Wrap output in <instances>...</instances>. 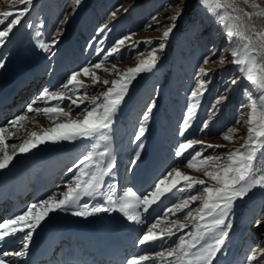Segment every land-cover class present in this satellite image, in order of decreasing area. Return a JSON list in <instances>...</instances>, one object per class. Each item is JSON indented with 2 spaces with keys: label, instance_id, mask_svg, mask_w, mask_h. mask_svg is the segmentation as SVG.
Segmentation results:
<instances>
[{
  "label": "rangeland",
  "instance_id": "obj_1",
  "mask_svg": "<svg viewBox=\"0 0 264 264\" xmlns=\"http://www.w3.org/2000/svg\"><path fill=\"white\" fill-rule=\"evenodd\" d=\"M231 7L224 10H215L213 7L201 6L199 0H81L77 6L75 0H32L27 5V12L21 17L20 23L15 25L5 41L0 45V90L7 84L17 83L28 79L33 85L36 72L39 73L37 88L21 95V102L15 110L0 124V127L8 128V125L16 117L25 115L27 106L44 92V90L58 91L73 73L81 72L89 68L99 78V83H93L91 77L83 74L78 77L86 86L80 89L83 97H87L80 103V107L71 105L68 98L76 99L73 90L65 91L63 104L51 102V106L64 107L72 113V119H82L77 114L89 106L93 98L102 100L100 93L111 87L103 81L119 79V74L129 68L137 66L138 62L146 58L150 50H156L158 61L151 71L143 72L136 76L119 105L112 120L111 130L107 132L110 137L107 144L98 140L76 139L71 141L65 151L56 158L58 176L55 184L43 195L39 196L33 186L37 177L46 172V158L28 159L27 153H18L15 162L22 161L26 166L25 184L29 187V198L20 213L12 210L9 196L17 190L18 183L13 180L12 185L7 181L3 192H5V214L0 217V224L17 215L22 214L33 204L55 196L62 198L67 186L79 174L80 159L89 151H102L106 147L110 156L107 160L114 163L111 172L103 177V193L109 191L108 185L114 186L118 195H123L129 188L137 195L143 196L153 190V186L173 168L195 179H203L206 184L213 182L202 173L186 167L188 152L182 157H176L175 152L179 144L189 140H199L202 144H196L189 152L200 151L203 157L221 156L226 157L231 150L240 148L244 143L239 137L245 136V121L248 119L247 102L248 92H254L249 83L243 79L238 71L237 65L233 64L230 55L231 50L243 43V41H230L226 37V31L231 26L234 30L251 38V48L255 50L258 57L264 60V44L254 33H264V17L258 16V11H264V0H223ZM259 5V9L255 5ZM177 7H173V6ZM25 5L19 0H0V13L12 10L13 16L18 14L19 9ZM182 9V11H181ZM113 13L115 15L113 16ZM231 14V19L219 22L220 14ZM248 13L252 19L245 15ZM178 15L175 21L166 19ZM13 17H7L11 20ZM175 23L170 36L165 41L163 50H159L162 42V33L167 30L166 26ZM107 25V29L101 33L99 29ZM237 25L240 27L237 28ZM5 27L0 24V30ZM125 40L117 53L108 55L109 51L117 45L120 39ZM53 38L57 41L53 45ZM150 42V43H149ZM40 43L49 45L45 51L39 47ZM107 56V59L105 57ZM224 56L225 62L220 63L219 57ZM205 58L210 62L204 65ZM101 63V69H96L95 64ZM208 72L205 77L200 69ZM104 69H108L107 72ZM207 80L203 95L194 101L191 93L198 87L199 80ZM235 79L236 84L231 81ZM220 100L217 103V100ZM79 103V101H78ZM195 104L192 117L189 119L188 107ZM154 105V106H153ZM38 106H44L40 103ZM152 107L149 120L143 121L147 109ZM30 118L22 122L25 130L15 131L9 129L5 134L8 144L19 145L23 140L29 139L30 133L35 131L42 133L41 129L51 128L49 119L43 115ZM53 120V119H52ZM58 120L66 122L61 117ZM185 120L189 126L184 134ZM145 123L146 131L139 140L135 136L139 132V126ZM207 123V129L203 124ZM236 129L235 138L225 141L223 136L228 134L229 129ZM11 136V138H8ZM219 145L220 147L209 148L207 145ZM94 145L96 147H94ZM12 154L13 149H8ZM140 158L136 159V153ZM2 156V153H0ZM258 157L264 162V151L258 153ZM107 162V161H106ZM9 164L8 171L14 168ZM226 163V161H225ZM215 166V165H210ZM222 166V165H221ZM9 167V168H8ZM0 171V172H1ZM2 176L4 172L1 173ZM13 175L12 178L15 177ZM11 179V176H9ZM171 179V178H170ZM199 185L192 192H175L168 194L153 205L148 213L138 209L141 213L142 223L130 222L118 210L111 212L94 213L87 215L85 220H76L67 223L65 234L75 229L89 230L99 236V240L109 244L112 240V231L120 233L123 240L131 239L132 247L127 248L120 264L141 255H154L155 252L168 247L176 240V236L157 241L154 245L138 243L142 235L152 223L161 220V227L171 220H180L181 223H189L184 220L185 212H179L167 218L164 213L169 207H174L181 199L189 195L197 194ZM98 196V197H97ZM90 211L94 206L105 205L103 194L88 198H81L78 206L68 211H59L66 215H73V211H83L84 205ZM201 201L191 203V208L196 209ZM56 211V212H57ZM187 211V209L185 210ZM35 212V210H34ZM52 213V212H51ZM53 214L48 219L56 217ZM195 214V213H194ZM87 221V222H85ZM259 221V225H257ZM226 223L227 236L224 239L221 252L217 253L213 264H246V257L252 252H260L264 249V188L256 187L243 199H236L229 212ZM70 227V228H69ZM39 228V227H38ZM27 229V228H26ZM34 230L27 229V232ZM107 232L106 238L104 233ZM110 231V232H109ZM26 232V233H27ZM178 232L177 235L186 234ZM21 232H17L18 234ZM25 233V234H26ZM26 236L16 242L15 249H24L22 243ZM10 239L6 237L0 245ZM36 240V238H35ZM60 244V241H59ZM5 264H14L8 257L3 256ZM61 252L63 260L66 257L74 258L70 264H89L94 256L90 251V259L80 262L75 249H82L77 242H71ZM112 249V248H111ZM110 249V250H111ZM124 251V250H123ZM146 264H152L151 261Z\"/></svg>",
  "mask_w": 264,
  "mask_h": 264
},
{
  "label": "snow or ice",
  "instance_id": "obj_2",
  "mask_svg": "<svg viewBox=\"0 0 264 264\" xmlns=\"http://www.w3.org/2000/svg\"><path fill=\"white\" fill-rule=\"evenodd\" d=\"M199 2L202 7L209 8L211 6L215 10H224L231 7L225 4L223 0H199ZM19 3L24 4L25 7L19 9L17 15L13 16L12 10L0 13V24L5 25L0 30V45L4 43L5 38L8 37L13 27L20 23L21 17L28 10L27 5H30L32 0H19ZM80 3L81 0H75L77 6ZM245 3H247V0H245ZM173 7L177 6L174 5ZM255 7L259 9L258 4ZM114 15L115 13H113ZM178 15L166 17V19L175 21ZM245 15L249 20L252 19L248 13H245ZM257 15L264 17V11H258ZM9 16L13 18L7 20ZM231 18L230 13L227 15L220 14L219 22H225ZM107 27V25H104V27L99 29V32L103 33ZM166 27L167 30L162 33V42L159 45V50L161 51L165 47L164 42L170 36L175 23ZM239 27L237 25V28ZM254 35L264 44V33H254ZM226 37L230 41H243L242 44L237 45L231 50V62L237 65V69L242 74L243 79L255 90L254 92L246 90L248 92V119L245 121L247 134L239 137L244 140V143L240 148L229 151L226 157L219 155L203 157V154L198 150L189 152L196 144H202V141L199 140H189L181 143L175 152L176 157H182L188 152L186 167L202 173L213 182L212 184H206V181L203 179H195L192 176L183 174L179 168H173L153 186L152 191L143 196L137 195L130 188L123 195H118L112 185H108L109 191L103 193V177L111 172L114 163L107 160L110 152L106 147L102 151H89L80 159L79 164L84 167L79 168V174L75 175V178L67 186V191L63 193L62 198L57 199L55 196H50L39 204L31 205L14 219L0 224V242H3L6 237L14 235L17 232H24L26 228L34 230L51 212L57 210L68 211L71 208H75L78 206L81 198L85 196L93 197L103 194L107 206H94L89 211L88 206L85 204L83 211H73V215L84 216L118 210L128 221L139 224L143 220L138 209L142 208L143 213H148L149 209L157 204L165 195H174L177 191L184 192L185 190L192 192L199 185L197 194L181 199L179 203H176L174 207H169L164 213V217L167 218L169 214L176 215L179 212H185L184 220H188L189 223H181L177 219L168 221L161 227V220L158 219L150 225L138 243L140 245H154L157 241L163 242L166 238L170 239L173 236L177 237L176 240L168 247L155 252L154 255L134 257L128 260L126 264H146L149 261L152 264H213L217 253L221 252L224 239L227 236L225 229L231 227L230 224L226 223V218L235 200L243 199L256 187L264 188V162H262L261 157H258V153L264 151V60L260 59L255 50L251 48L250 37L240 33L238 30H234L231 26L226 31ZM125 40H131V37L120 39L117 45L109 51L108 55L110 56L119 52L120 46L125 44ZM56 42L55 38H53V45ZM39 47L45 51L49 50V45L45 43H40ZM105 59H107V56ZM225 59L224 56H221L219 57V62L224 63ZM157 61V51L150 50L146 54V58L140 60L136 67L129 68L119 74V79L103 81L106 86L111 84V87H107L105 91L100 93V96L103 98L102 100L93 98L89 106L77 114L82 119H72L70 111L64 107H53L51 106V102L55 101L58 105L63 104L65 91L71 88L73 94L76 96V99H72L71 96L68 97L71 105L80 107V103L83 102V99L88 94L85 92L83 97L80 95L79 90L86 86L78 77L83 74L86 77L90 76L93 83L101 82L100 78L94 72H91L89 68H84L81 72L73 73L67 83L58 91L44 90L37 100H34L27 106L25 115L16 117L9 123L8 128L0 127V153H2V156H0V169L6 168L12 162L17 152L27 153L46 141L55 143L58 141L90 139L107 144L110 139L107 132L111 130L113 116L127 94L131 82L140 73L149 72L155 68ZM210 62L215 63L216 61H210L209 58H205L203 61L204 65ZM2 66L0 64V67ZM94 67L101 69L102 64L97 63ZM104 71L107 72L108 69H104ZM200 72L205 77L208 76V72L204 68H201ZM231 83L236 84L237 81L233 79ZM206 84L207 80L202 79L198 81V87L191 93L194 101L203 95ZM219 102L220 100L218 99L217 103ZM40 103H43L44 106H38ZM194 107L195 104H190L187 109L189 119L192 117ZM151 111L152 107H149L147 114L143 116L144 122L149 120ZM27 114H32L34 117L43 115L49 120L63 117L66 122L56 124L55 127L41 129L42 134L33 131L30 133L31 138L23 140L19 145L8 144L5 134L9 132V129L14 130L12 135L15 134V131H26L22 122L30 118ZM188 126L189 122L185 120V127L181 131V135L184 134ZM207 127L208 124L204 123L203 128L207 129ZM145 131V123H141L135 139L139 140ZM235 133L236 129H229L228 134L224 135L223 139L231 141L235 138ZM8 138H11V136ZM94 147L96 146L94 145ZM207 147L220 146L209 144ZM9 148L13 149L12 154H9ZM135 158H140L139 152L136 153ZM198 200L201 201L200 206L192 209L191 203ZM186 209L187 211H185ZM259 223L257 221V225ZM185 230H187L186 234L177 235L178 232L184 233ZM26 237L30 240L31 232H27ZM24 247L26 249L27 245L25 244ZM24 255V251L3 253L5 257H20ZM0 264H5L3 257H0ZM246 264H264V249H261L259 253L252 251L246 257Z\"/></svg>",
  "mask_w": 264,
  "mask_h": 264
},
{
  "label": "bare ground",
  "instance_id": "obj_3",
  "mask_svg": "<svg viewBox=\"0 0 264 264\" xmlns=\"http://www.w3.org/2000/svg\"><path fill=\"white\" fill-rule=\"evenodd\" d=\"M33 78V85H31L28 79L24 81L17 82V83H9L5 87L0 90V124L15 110V108L21 102V95L29 90L33 89V86L37 88L35 83L39 80V73L36 72ZM65 123L62 120L53 119L48 121V125L51 127H55L56 124ZM42 134V133H40ZM71 141H58V142H51L46 141L43 144L38 145L37 147L33 148L28 154V159L34 160L37 158H46L45 167L47 171L40 174L34 183V190L38 193L39 196H43L48 189H50L54 184L55 180L58 176V168L52 167V165H56L55 161L62 151H65L67 145H69ZM60 156V155H59ZM18 158H13L11 164L15 163ZM9 168V167H8ZM7 170V168L5 169ZM0 170V217L5 214V192H3V188L5 182H8L12 185L13 180L19 184L17 190L13 192L9 199L11 200L10 204L13 211L20 213L23 206L26 204L27 198H29V187L25 184V176L24 173L26 171L25 164L20 161L15 163L14 168L8 171ZM2 172L4 175L2 176ZM16 178H12L13 175ZM11 176V179L9 178ZM8 179V180H7ZM13 179V180H12ZM3 189V190H1ZM98 197V196H97ZM88 198V196L82 197ZM56 214V217L51 220L48 219L53 214ZM87 218V215L84 216H76V215H66L61 212H52L49 213L48 216L31 232V239L25 238L22 245H27V248L22 250L25 252L24 256H6L12 261L14 264H70L72 261H76L74 258L66 257L65 260L61 258V252L67 247L71 242L79 243V246L82 249H75V252L79 254L77 257L79 258L80 262L90 259V251L94 255L92 257V261L89 264H120L124 253L126 252L125 247L131 248L132 247V240H123L120 233L112 231L111 234L115 233L112 237V240L109 244L104 243L99 240V236L88 232L89 230L73 228L69 230L65 234V229L67 228V223L71 224L76 220L82 221ZM87 222V221H85ZM39 227V228H38ZM70 228V227H69ZM27 229L24 232L10 235V239L5 242V244L0 245V250H3V247L6 246L4 252H15L21 251V249H15L17 246L16 242L20 239H23L26 236ZM106 231L104 233V237L102 240L106 238L107 235ZM110 232V231H109ZM74 233L77 234L74 237ZM84 234V237L80 238L79 234ZM36 238V240H35ZM60 241V244H59ZM49 246H54L55 250L51 256H45V252ZM112 248V249H111ZM111 249V250H110ZM124 250V251H123ZM89 258V259H88ZM87 262V261H85Z\"/></svg>",
  "mask_w": 264,
  "mask_h": 264
}]
</instances>
